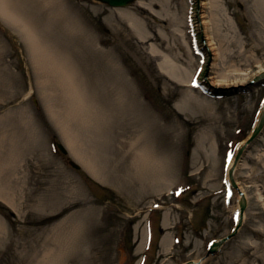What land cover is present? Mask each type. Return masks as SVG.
<instances>
[{
  "label": "rangeland",
  "instance_id": "rangeland-1",
  "mask_svg": "<svg viewBox=\"0 0 264 264\" xmlns=\"http://www.w3.org/2000/svg\"><path fill=\"white\" fill-rule=\"evenodd\" d=\"M215 2L207 9L210 36L201 24L204 0H140L124 9L82 0H50L49 11L27 6L35 36L82 82V123L56 78L43 89L28 31L0 16V150L12 166L0 176L16 194L11 204L0 198V264L55 257L57 264H264V135L234 170L248 202L242 226L208 255V243L235 227L240 197L226 196L229 165L264 101V86L253 83L264 71V4ZM119 11L133 15L136 27ZM48 101L70 111L68 126L81 127V151L99 177L68 149ZM110 110L120 119L114 124ZM132 139L149 165L122 164V144Z\"/></svg>",
  "mask_w": 264,
  "mask_h": 264
},
{
  "label": "bare ground",
  "instance_id": "bare-ground-1",
  "mask_svg": "<svg viewBox=\"0 0 264 264\" xmlns=\"http://www.w3.org/2000/svg\"><path fill=\"white\" fill-rule=\"evenodd\" d=\"M52 1V0H51ZM55 1V0H53ZM50 0H47L46 2L43 0H0V16L5 21L7 25L11 24L14 27H21L22 30L28 31L29 36V44L32 50L33 58L34 60V67L36 68L37 72L41 74L42 79V85L43 89L50 90V85L52 79L49 77L56 78V83L63 87V90L65 92V95L67 99H70L72 102L71 104V112L76 113V110H79L77 112L81 116V123L85 120L82 114V108L83 104L85 105V94L82 91L81 81L77 77V72L71 65V63L62 56H58L54 52H49L47 49V46H43L41 41L38 39V37L35 36L33 31L30 29L33 25L30 24V21L25 18L24 14L27 6H37L41 7L44 11H49V3ZM258 4L262 5L264 4V0H258ZM203 5L205 6V11L202 16V23L203 25H206L207 35L210 36V23L211 20L208 17L207 9L214 8L216 6L215 0H209L208 2L204 0ZM150 10H153L152 8ZM121 18L127 22L128 24L133 23L136 27V24L138 23V20L133 16L128 14L125 11H119ZM57 16H53L56 18H59L60 14H57ZM53 19V18H52ZM214 21L216 20L215 17H213ZM31 25V26H30ZM215 32H217V26L215 28ZM226 38V37H224ZM210 45L213 46V50H215V55L217 54L216 48L214 47V38H210ZM212 50V48H211ZM247 61H249L247 57ZM245 62V64L247 63ZM81 82V83H80ZM52 86V85H51ZM50 106L49 113L51 117L55 118L57 121V124L59 125L60 129L63 132L64 138L69 146V150L72 151L75 158L77 160L81 161L84 165H86L87 170L94 176L99 177V167L95 162L90 160L82 151L81 146L79 145V139H78V131L80 130V126H72L71 123L70 126H68L69 119L71 118V114L66 113L62 108L57 107V105L51 104L50 101L47 102V106ZM64 106V105H62ZM49 108V107H48ZM13 116V115H12ZM77 116V115H75ZM10 117V116H9ZM23 119H26L25 116H21ZM117 120H120L117 118L116 114L110 110L109 114V122L111 124H114ZM139 140H133L130 143V146H127L126 144H122V164L127 166L128 168H139L140 166L149 165L150 161L149 159H146L143 156V153L139 150ZM4 141H0V149L3 146ZM134 154V156H130L131 153ZM92 159V158H91ZM15 160V158L12 159V161ZM8 159H4L2 157V151L0 150V164L3 166H0V170H3L8 172L11 171L12 166L8 165ZM233 164V163H232ZM231 164V165H232ZM14 167V166H13ZM231 168V167H230ZM0 198H2L7 203H14L15 201V193L13 191L8 192L7 188L10 190L9 185H5L7 182L6 180L2 183L1 176H0ZM9 182V181H8ZM166 239V237H165ZM260 248L259 246L256 247V249ZM58 258L55 257L53 260H49L48 263L45 264H57Z\"/></svg>",
  "mask_w": 264,
  "mask_h": 264
},
{
  "label": "water",
  "instance_id": "water-1",
  "mask_svg": "<svg viewBox=\"0 0 264 264\" xmlns=\"http://www.w3.org/2000/svg\"><path fill=\"white\" fill-rule=\"evenodd\" d=\"M99 1L107 3V4H109L112 7H125V6L129 5L130 3L134 2L135 0H99ZM263 128H264V116L262 117L259 126L255 130L254 135H253V137L251 138V140L249 141L248 144H251V143H253L255 141V139L262 133ZM241 206H242V211H244L245 208H246V201L245 200L242 201ZM231 237L232 236H229L225 240H223L221 243H217L215 245V247L213 248L212 252H214L222 243L226 242Z\"/></svg>",
  "mask_w": 264,
  "mask_h": 264
}]
</instances>
